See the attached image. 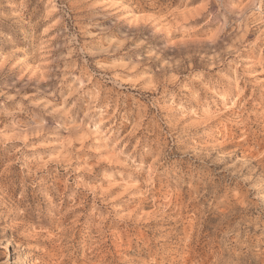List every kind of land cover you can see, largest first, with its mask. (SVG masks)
<instances>
[{"label":"rangeland","instance_id":"374dc122","mask_svg":"<svg viewBox=\"0 0 264 264\" xmlns=\"http://www.w3.org/2000/svg\"><path fill=\"white\" fill-rule=\"evenodd\" d=\"M250 3L259 9L244 10ZM252 12H264V0H0V264H66L56 234L71 233L78 258L93 225L105 238L100 264L150 247L158 232L191 233L207 256L217 249L212 227L264 212V137L246 140L228 123L241 105L254 113L264 104V23H249ZM44 120L39 135L19 139ZM221 133L232 142L216 151L250 160L239 174L259 178L255 189L229 180L231 161H175ZM106 172L120 178L109 183ZM206 177L215 178L212 210L200 195ZM124 214L146 230L117 223ZM242 259L264 264L259 232Z\"/></svg>","mask_w":264,"mask_h":264},{"label":"clouds","instance_id":"9594fccd","mask_svg":"<svg viewBox=\"0 0 264 264\" xmlns=\"http://www.w3.org/2000/svg\"><path fill=\"white\" fill-rule=\"evenodd\" d=\"M252 7L259 9V5H252L250 3L245 6L244 10ZM241 14L243 15V11ZM247 19L249 23H264V12H260L259 15L256 12L249 13ZM38 38L41 40L44 39L43 36ZM140 43H143V41L133 44L132 47H139ZM82 86L83 85L81 84V87ZM71 107L75 108L76 104L73 102ZM54 111H60V109L57 108L54 109ZM237 113L242 116V119L237 116ZM249 116H254L255 119L250 120ZM89 120H91V114L90 112H85L84 120L81 121V123L85 124L87 127ZM47 123L48 121L46 120L41 121L33 126V131H26L23 136L19 137V139L23 141L27 140L30 135H39L40 129L42 126L47 125ZM99 123V120L92 122L91 128L93 133L99 128ZM228 123L239 125L246 140L257 135L259 137H264V104H261L259 110L254 113H244L243 106L241 105L240 108L236 109V113L233 114V118L229 120ZM254 125L255 127H253ZM57 127H59V125H57ZM230 142L232 141L229 140L228 136L221 133L219 137L213 138L211 142L205 141L203 144L195 146V151H193L192 147L178 150L179 159H175V161H183L185 157L191 160L193 159V156H195V159L204 169L211 168L209 166V161L212 164L217 165H223L225 161H231V163L227 165L228 169H233L230 173L228 172L229 180L245 183L249 188L255 189L261 183L259 178H257L256 181H252L250 175L239 174L242 169L248 167L250 160H245L242 156L232 159L230 158V153L228 151H216V149L220 148L223 144ZM95 143L96 145L102 146L104 142L97 139ZM6 144L7 141L0 142V148L5 147ZM91 150L99 151L100 148L94 147ZM258 150L264 152V142H262V146H260ZM17 151H19V149H17ZM119 151L122 153L123 149L121 148ZM199 153H203V158H201ZM213 153H219L215 160H212ZM121 158L129 167L134 168L136 171L140 170L136 165V161L132 159L130 155H125ZM260 163L264 164V160H261ZM224 170L225 168L222 169V171ZM32 174L33 172L30 169L27 175L32 176ZM114 175L117 179L120 178L119 173L114 174L113 172H106L105 180L112 183ZM5 179H7V177L0 174V184H2ZM214 179V177H206V185L200 193L206 202L207 209L210 210L213 209L212 199L216 192ZM136 183L137 182H131L130 186L135 188ZM261 192L264 193V188H261ZM140 194L143 195V192ZM47 201L52 208L55 207L51 196L47 197ZM259 203L264 205V195L261 196ZM19 211L22 215L26 209L21 207ZM245 215H248L247 210H245ZM114 219L117 223H124L126 227L130 226L136 232H139L142 229L146 230L145 225L141 224L138 219H132L128 217L127 214L122 216L117 215ZM95 228L96 226L93 225V228H90L86 233L88 243L85 246L83 256L78 258L73 257L72 255L75 249L71 243V233L63 236L59 232L56 234L58 239H63L64 241L61 252H67L66 264H78V261L79 264H100L102 258L98 257V249L105 243V238L98 231H95ZM256 232H259L261 236H264V212L259 214L254 212L252 215L248 216L247 219L237 220L231 228L225 231H216L214 227H212V231L208 233H214L217 249L215 253H209L207 256L197 254L195 250L196 243L191 233L178 231L172 233L170 236L168 232H158L153 236L150 247L145 244L143 245L142 250L138 253L136 247L133 246L132 251L121 254L112 260H108L105 264H245L242 256L249 248V237L255 235ZM34 236L35 234H33V238ZM172 236H174L177 243L174 248H169L168 243ZM47 238L49 237H45V239ZM134 239H136L138 243H143L139 241V237H134ZM62 260L63 256H60L55 261L41 260L38 261L37 264H61Z\"/></svg>","mask_w":264,"mask_h":264}]
</instances>
